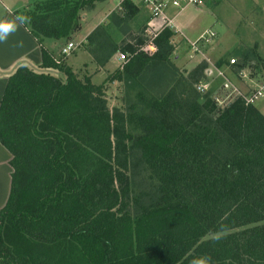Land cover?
I'll return each mask as SVG.
<instances>
[{"label":"trees","instance_id":"16d2710c","mask_svg":"<svg viewBox=\"0 0 264 264\" xmlns=\"http://www.w3.org/2000/svg\"><path fill=\"white\" fill-rule=\"evenodd\" d=\"M86 2L45 0L13 12L23 27L30 19L41 70L17 65L0 98L11 168L0 264H264V117L237 99L219 107L209 91L198 94L204 63L162 83L167 28L151 55L136 42L117 45L138 12L131 0L81 43L99 65L117 51L125 57L104 81L134 94L124 93L125 110L109 112L103 84L79 80L38 38L69 37Z\"/></svg>","mask_w":264,"mask_h":264},{"label":"rangeland","instance_id":"374dc122","mask_svg":"<svg viewBox=\"0 0 264 264\" xmlns=\"http://www.w3.org/2000/svg\"><path fill=\"white\" fill-rule=\"evenodd\" d=\"M0 1H3L9 9L13 7L16 8L18 15H21L23 12H34V8L45 0ZM87 1L88 2L77 11V27L70 32L68 35L69 37L56 39L58 41L54 44L57 46L55 47V50H53L54 55L57 57L55 60L59 65L64 66V59L67 58V65L72 64L73 67H75L69 68L79 80L88 76L91 83L95 85L103 84V97L106 102V108L109 112L112 108L125 110L126 100L124 93L126 92V94L131 97L134 94V90H126L120 82L104 81L106 76L113 72V70L121 68L123 63L119 59V54H121V52L117 51L114 53L116 65L111 71L104 70V64H96L92 60L91 54L87 51L88 54L86 52H83V54L79 52L82 48L84 49L82 44L81 49L79 45L85 34L92 28L96 27L95 24L97 20H99L98 24L104 25L112 13H118V5L121 0ZM132 3L138 8L137 15L126 20L127 22L125 23V26H123L122 32L119 34L117 33L116 35L115 43L120 46L123 42L128 44L136 42L134 47L147 55H151L155 51V46L153 40L150 39V35L145 31L146 22H144L147 19V16H149L148 10L146 7V10L143 9L144 6L140 0H134ZM194 7L195 6H187L181 10L168 7L166 11L168 15H173L179 11L175 17V23L183 24V26L180 27V31L183 33L186 41L177 31L172 33V36L169 39V42L172 45V52L169 55V60L165 62L166 64L163 67L166 71L162 70V83L167 84L171 79L177 80L179 77L186 76L194 66L200 63H204L203 71H205L207 68L206 66L209 64L211 72L210 74L207 73V76L205 75L202 81L208 83V91L212 94V100L215 105L218 106L217 102L214 101V98H218L219 101L220 99H223V102H220L219 107L229 104L227 103L228 100L237 99L242 102L239 97H234V93H231L229 96L226 94V91L221 88L220 84L225 80L224 77L231 81L234 87H239V79H237L235 73L236 70L230 66H225L224 64L229 57H234L238 63V67H245L246 65L251 67L252 65H256V68H258L260 65H264V0H202V5L199 10L194 9ZM24 24L25 29L27 31L30 30L31 23L29 18L25 19ZM206 30H208V33H213V36L205 43L204 41H198L197 50L191 52L189 43L197 41L198 36ZM38 38L41 41V45L45 40H49V38H43L40 36ZM137 41H140L141 43L139 44ZM67 42H71L73 45L75 44L79 47L74 48L68 56H61L56 50L61 45L63 47ZM238 50L247 54L244 60H241V58H238V55L235 54L238 53ZM72 52L75 53V55ZM79 54H82V59H80ZM84 54L87 55L86 59ZM217 60L223 61L224 64L220 67H216L215 62ZM82 62L84 64H82ZM88 63H90V65ZM98 66H101L100 68L102 69H97ZM217 69H219L220 73L215 72ZM44 71L54 77L61 79L64 78V75L58 70L48 69ZM171 72H173L174 76H172ZM202 81L200 80L199 82ZM196 85L197 82L193 84L194 90ZM148 88L149 86L146 85V89ZM153 88H155V86H153ZM240 89L243 93L246 88L240 86ZM254 108L259 110L260 114L264 116V103L257 102ZM135 182L139 183V177L135 179ZM146 183L148 184V181H146ZM142 187L147 188L144 181L138 186V188ZM210 236L211 235H206L204 238Z\"/></svg>","mask_w":264,"mask_h":264},{"label":"crops","instance_id":"0c3cea01","mask_svg":"<svg viewBox=\"0 0 264 264\" xmlns=\"http://www.w3.org/2000/svg\"><path fill=\"white\" fill-rule=\"evenodd\" d=\"M132 1H134V0H132ZM185 7H187V6H185ZM185 7H183V8H185ZM188 7H193V6H188ZM199 8H201V7H194V9H196V10H199ZM143 9L146 10L145 7H143ZM167 9H166V11H167ZM16 10L17 9L14 7L9 9V7L7 5H5L3 3V1H0V23H14L17 25L16 31H14L10 35H8L6 41L0 42V98H1L4 86H5L7 76L14 70V68L17 65L20 64V65H24V66L29 67V68H33L35 70H41L38 67L40 64L39 45L36 43L34 38L30 36L28 31L25 29V27H23L17 21L16 17L13 15V12H17ZM166 11H165V13L167 14ZM178 12H176L173 15L167 14V16L171 18V27L172 28H170L169 30L172 33L174 31H177L180 34V36L186 41L183 33L180 31V27H182L183 24L182 23H179V24L175 23V17L178 14ZM90 14H92V13H90ZM98 23H99V20L96 21L95 25H97ZM88 33H86L85 36ZM85 36L83 37L82 41L80 42V45L78 44L80 46V49H81V43L84 42ZM57 41L58 40H56V39H49V40H45L42 43V47L48 52L49 56L54 61H56L55 59L57 58L54 55V51H53V50H55V47L57 46L54 43ZM75 46H76L75 48L79 47V46L77 47V45H75ZM61 47H62V45L59 46L58 49L56 50V51H58V54H59V49ZM79 52L83 54V52H86V50L82 48V50H80ZM73 54L75 55V53H73ZM82 54H79L80 59L83 58ZM84 55H85L84 57L86 59L87 55L86 54H84ZM115 59H116L115 54H113L104 63V65H103L104 70L111 71L112 69H114V67L116 65ZM66 60H67V58L64 59V63L67 67L75 68V67H73L72 64L67 65ZM82 64H84V63L82 62ZM88 64L90 65V63H88ZM80 65H81V63H80ZM209 66L210 65L208 64L206 67L208 68ZM100 67L101 66H98L97 69H102ZM42 71H44V70H42ZM209 71L211 72L210 67L208 68V72ZM107 73H109V72H107ZM9 159H10V154L7 152V150L3 146L0 145V208L3 206V204L6 200L8 190H9V181H10V172H11V168L8 164Z\"/></svg>","mask_w":264,"mask_h":264},{"label":"built area","instance_id":"2783aa9c","mask_svg":"<svg viewBox=\"0 0 264 264\" xmlns=\"http://www.w3.org/2000/svg\"><path fill=\"white\" fill-rule=\"evenodd\" d=\"M140 2L148 10L149 17L145 24V31L148 35H150L151 40L155 38L160 30L164 28L170 29L171 18H169L165 13L168 7L180 10L185 6L200 7L202 5V0H140ZM207 31L208 30L200 34L197 41L189 43L191 52L197 50L198 41H204L205 43L213 36V33H208ZM75 47V44L73 45L71 42H67L60 48L59 54L61 56H67ZM119 57L120 61L123 62L125 59L124 55L119 54ZM227 65L236 70L235 73L237 79H239V87H237V89L232 85L231 81L224 77L225 80H223L220 84L221 88H223L222 90L226 91V94L229 96L231 93H234V97H239L244 105L255 106L257 102L264 103V66H260L258 68L254 65L251 67L247 65L245 67H238V63L234 57H229V59H227ZM215 72L220 73L219 69L215 70ZM204 73L206 76L207 73H210V71L208 72V68L205 69ZM240 86L246 88L243 93L240 91ZM208 87V83L206 81H202L197 83L195 90L199 94H203L208 91ZM214 99L217 104L223 102V99H220V101L218 98Z\"/></svg>","mask_w":264,"mask_h":264},{"label":"clouds","instance_id":"9594fccd","mask_svg":"<svg viewBox=\"0 0 264 264\" xmlns=\"http://www.w3.org/2000/svg\"><path fill=\"white\" fill-rule=\"evenodd\" d=\"M21 23L24 22V18H18ZM17 25L14 23H0V42L6 41L8 35H10L12 32L16 31ZM198 264H211V258L206 257L200 261H198Z\"/></svg>","mask_w":264,"mask_h":264}]
</instances>
